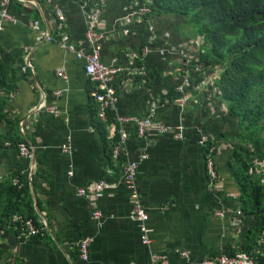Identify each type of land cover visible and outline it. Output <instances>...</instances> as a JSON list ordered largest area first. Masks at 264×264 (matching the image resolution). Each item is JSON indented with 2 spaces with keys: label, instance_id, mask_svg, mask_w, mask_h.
Returning a JSON list of instances; mask_svg holds the SVG:
<instances>
[{
  "label": "crops",
  "instance_id": "obj_1",
  "mask_svg": "<svg viewBox=\"0 0 264 264\" xmlns=\"http://www.w3.org/2000/svg\"><path fill=\"white\" fill-rule=\"evenodd\" d=\"M97 1L100 15L90 27L95 6L89 0H7L8 15L16 22L3 21L0 30V92L13 88L0 112L6 116L0 120V197L5 196L8 205L9 195L2 188L15 187L12 180L17 179L29 196L19 203H30L35 214L26 220L44 231L25 240L8 224L0 230V264H152L153 253L165 256L159 264H201L205 258L242 252L261 264L264 230L241 210V184L232 158L238 150L230 141L240 128L220 102L217 79L209 85L213 74L196 65L190 70L191 86L185 89L188 103L182 110L173 103L180 98L181 61L196 55L187 29L182 31V21L173 15H131L134 0ZM58 8L66 18L64 32L78 50L88 54L100 45L103 65L146 69V85L129 72L114 82L117 109L107 115L131 121L97 119L99 106L89 97L92 85L84 74L85 61L57 41L62 35ZM35 21L55 42L38 43ZM91 30L94 42L86 38ZM147 45L152 50L146 54ZM29 47L33 50L27 57ZM127 53L137 56L135 66ZM27 62L30 68L23 73ZM60 70L65 78L58 76ZM59 91L65 93L56 97ZM52 107L61 114H53ZM151 110L153 122L173 132L181 127L180 138L155 128L140 137L133 120L147 119ZM12 126L13 138L27 145L30 157L19 154V143L5 140ZM122 129L128 140L115 158ZM214 137L218 142L215 152L211 147L216 174L212 182L205 164ZM254 151L256 164L249 175L264 172V161L257 157L260 149ZM143 155L147 158L141 161L137 186L149 217V246L130 218L134 198L123 182L126 166ZM100 180L112 187L91 198L77 195L79 188ZM11 197V202L19 201ZM96 210L102 215L100 223L92 219ZM85 238L90 239L88 262L81 261L78 252Z\"/></svg>",
  "mask_w": 264,
  "mask_h": 264
},
{
  "label": "trees",
  "instance_id": "obj_2",
  "mask_svg": "<svg viewBox=\"0 0 264 264\" xmlns=\"http://www.w3.org/2000/svg\"><path fill=\"white\" fill-rule=\"evenodd\" d=\"M94 1L89 0V4ZM146 5L149 13L173 15L182 21L181 30L187 29L185 36L196 46V55L193 54L195 57L188 66L190 70H196L197 65L206 74L218 73L220 102L225 104L227 116L240 128L239 135L230 142L237 143L238 151L233 152L232 158L241 184V210L253 215L261 224L260 231L264 230V172L248 174L256 164L254 149H260L257 157L264 161V0H149ZM186 59L187 56L181 61V73ZM12 91L13 88H7L0 92V112L5 110ZM5 118L2 113L0 120ZM109 119L113 120V113ZM11 129L14 127L9 128L5 140L19 143ZM217 142V137L210 140L208 150L212 145L217 146ZM3 188L9 197L8 205L5 196L0 197V230L11 224L20 233L22 224L12 222L13 218L35 219L30 203H19L29 198L28 193L17 185ZM11 196L19 201L11 202L14 199ZM260 262L264 264V257H260Z\"/></svg>",
  "mask_w": 264,
  "mask_h": 264
},
{
  "label": "built area",
  "instance_id": "obj_3",
  "mask_svg": "<svg viewBox=\"0 0 264 264\" xmlns=\"http://www.w3.org/2000/svg\"><path fill=\"white\" fill-rule=\"evenodd\" d=\"M146 2H149V0H146ZM146 2L142 3L141 0H134L132 7L135 9L134 12L131 15H146L149 13V8L146 5ZM99 1L92 2V5L94 9L90 13V27H93L100 15V8ZM7 0H1L0 1V30L2 29L3 21H12L16 22L11 16L8 15L7 9ZM56 15L58 17V29L62 31V35L60 34L58 38V43L61 44V46L73 53L76 54L78 59H83L85 61L84 65V74L86 78L88 79L89 83L92 85V90L89 92V97L99 106V109H97L96 117L98 120L102 121H109V115H107V112H115L117 109L118 104V94L117 91L114 88V82L116 80V76L119 74H122L124 72H129V74H133L134 76H138L139 78L143 79V84L146 85V69L140 68L137 69V67H131L127 71L125 69L118 68L117 63H115L112 67H107L103 65V63L100 60V51L101 46L96 45L93 47L90 53L85 54L83 51L78 50L77 47L70 42L69 35L64 32L65 28V22L66 18L63 13V11L58 8L56 10ZM32 29L37 32L38 34V43L39 40L49 43V42H55V38L52 37L48 32L46 31H39V21L33 22ZM86 38L90 42H94L93 40V33L92 30L86 32ZM33 50V47H29L25 49L26 56L28 57ZM151 48L149 45L145 48V53H150ZM125 57L130 62L131 66H135L134 63L136 62L137 56L127 53L125 54ZM194 59V56L190 55L187 57V59L184 61L185 69L183 70V76H182V84L177 88V94L180 95V98L174 100L175 106H178L183 109V107L188 103L189 98L185 94V89L190 87V69L189 65H191L192 60ZM27 67L22 68V72L26 73L27 68H30L29 62L26 63ZM58 76L65 78L64 76V70H60L58 72ZM211 80H209L208 83L211 85L218 77V73H215L214 76H211ZM65 91H59L56 92V97H61ZM49 110L59 116L61 112L55 108H49ZM154 115V110H151V114L147 119H140V120H133V122L137 126L138 134L140 137L146 136V131L149 128H155L157 132L159 133H171L175 139H179L182 130L181 127H177L176 129L178 131H172V128L167 125H163L161 123H155L153 122L152 118ZM113 121H118L119 123L123 124L126 122H129L131 120L121 118V117H113ZM120 142L115 147L114 150V157L118 158L120 156L121 147H124L127 140L128 135L124 132L122 129L119 134ZM19 154L24 157H30V152L26 144L19 143L18 144ZM212 154V148H210L208 159H206L205 169L206 172H208V175L210 177V180L212 182L216 180V174L214 171V161L211 156ZM147 158L146 155L141 156L140 161L138 163H130L125 168V173L123 177V182L126 185V187L130 190L132 193V196L134 198L133 208L131 211L130 218L133 221H136L138 223V227L141 231V240L144 245L149 246L150 240H149V234L151 232V229L148 227V214L145 211V207L142 205L141 197L139 195V190L137 186V177L139 173V167L141 164V161H144ZM14 185H17L19 189L22 188V184L19 183L17 179L12 180ZM112 186L109 182H106L105 180L96 181L94 183L88 184L85 187H81L77 190V195L79 197H85V198H91L94 197V195H100L107 189H110ZM220 216H223L222 212L217 213ZM101 213L100 211H94L92 213V219L100 223L101 220ZM13 221L20 222L22 225L20 227V234L23 239L29 240L34 237L39 236L43 233L44 228H40L34 224L31 220H25L21 221L19 218H14ZM264 240V238H263ZM90 244V239L85 238L82 239L78 243V252L79 257L81 261L88 262V247ZM183 256H187V253H182ZM165 259V256L158 255L156 253H153L151 256L152 264H159L160 262H163ZM201 264H258L254 261L251 255L247 253H238L232 257H228L226 255H220L214 259L205 258L201 262Z\"/></svg>",
  "mask_w": 264,
  "mask_h": 264
},
{
  "label": "bare ground",
  "instance_id": "obj_4",
  "mask_svg": "<svg viewBox=\"0 0 264 264\" xmlns=\"http://www.w3.org/2000/svg\"><path fill=\"white\" fill-rule=\"evenodd\" d=\"M216 148H217V146H216V145H214V152H215Z\"/></svg>",
  "mask_w": 264,
  "mask_h": 264
}]
</instances>
